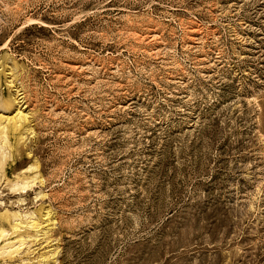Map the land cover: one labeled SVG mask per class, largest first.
<instances>
[{
  "label": "rangeland",
  "instance_id": "1",
  "mask_svg": "<svg viewBox=\"0 0 264 264\" xmlns=\"http://www.w3.org/2000/svg\"><path fill=\"white\" fill-rule=\"evenodd\" d=\"M0 264H264V0H0Z\"/></svg>",
  "mask_w": 264,
  "mask_h": 264
}]
</instances>
